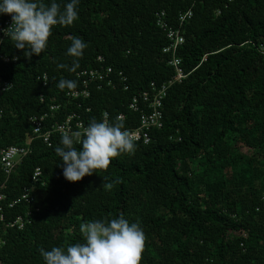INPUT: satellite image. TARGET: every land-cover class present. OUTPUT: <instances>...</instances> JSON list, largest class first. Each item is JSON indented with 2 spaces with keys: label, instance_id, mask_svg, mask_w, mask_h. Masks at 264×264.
Instances as JSON below:
<instances>
[{
  "label": "trees",
  "instance_id": "1",
  "mask_svg": "<svg viewBox=\"0 0 264 264\" xmlns=\"http://www.w3.org/2000/svg\"><path fill=\"white\" fill-rule=\"evenodd\" d=\"M189 10L180 27L179 15ZM161 11L181 28L177 56L186 74L167 91L162 128L151 130L148 144L136 143L134 155L78 182L58 166L56 133L50 145L32 139L9 178L0 165V264H44L41 248L82 243L81 223L120 215L145 232L140 264H264V0H80L78 20L56 26L40 56L25 58L7 39L0 76L11 88L0 96V151L28 142L33 116L46 114L52 125L73 113L87 124L124 114L125 128H135L132 98L175 76L163 53L170 42L156 24ZM73 36L88 45L75 73L57 68L71 65L65 53ZM101 67L113 69L114 86L78 77ZM62 78L77 88L61 91ZM83 90L88 97L70 95ZM36 168L41 175L33 182ZM116 178L112 189L103 187ZM25 190L32 200L10 206Z\"/></svg>",
  "mask_w": 264,
  "mask_h": 264
},
{
  "label": "clouds",
  "instance_id": "2",
  "mask_svg": "<svg viewBox=\"0 0 264 264\" xmlns=\"http://www.w3.org/2000/svg\"><path fill=\"white\" fill-rule=\"evenodd\" d=\"M80 0H0V16L9 15L11 24L0 31L15 49L22 50L25 58L40 56L49 45L56 26H71L79 18ZM87 43L73 36L66 56L71 65L58 64V69L75 73L80 68ZM75 80L60 79L56 87L61 91L77 88ZM136 141L122 121H97L93 118L82 131L63 132L55 148L60 158L63 176L69 182L81 181L98 171L107 170L111 161L121 155L132 156ZM116 178L103 187L112 189L120 183ZM82 243L65 247L40 249L44 264H140L145 249L146 235L139 221L118 218L95 219L81 223Z\"/></svg>",
  "mask_w": 264,
  "mask_h": 264
},
{
  "label": "built area",
  "instance_id": "3",
  "mask_svg": "<svg viewBox=\"0 0 264 264\" xmlns=\"http://www.w3.org/2000/svg\"><path fill=\"white\" fill-rule=\"evenodd\" d=\"M192 17V12L189 10L187 12L181 13L179 15V24L181 25L188 21ZM11 17L8 16L3 20H0V30L6 29L11 24ZM156 24L157 26L166 34V37L169 40V45L163 48V53L170 54L171 58L169 60V65L175 68V76L173 80L162 83L161 85H157L152 82L149 86L148 90L143 91L138 96H134L132 100L129 102L128 109L133 113L139 114V124L135 128H126L132 138L138 142H143L144 144H148L151 141L150 132L152 129L157 128L160 129L163 126V100L166 97L167 91L170 86L173 84V81H181L186 74L181 68V59L177 56V50L179 46L184 42V37L181 31V28H175L168 24L166 20V13L164 11L156 13ZM8 38L4 35L3 31H0V61L8 62L9 58L6 55H2L1 48L3 43ZM247 43H251L250 41ZM259 51L264 54V42L258 45ZM15 61V59H13ZM99 62H103L104 59L102 57H98ZM114 72L111 67H101L96 69H84L79 74L78 77L84 78L87 80L86 82H96L98 88H101L103 85L106 86H114L116 81L113 78ZM121 79L122 81H126L122 72H118L115 77ZM44 86L47 85V76H43ZM11 88V84L4 82L0 76V96L3 92ZM127 89V87H125ZM70 95L74 98L79 96L88 97L89 92L83 90L82 92L73 91ZM59 109V105H51L50 110L56 111ZM3 115V108L0 104V119ZM47 115L42 116H33L30 118V122L32 125V134L33 136L28 140L25 145L21 146H8L0 151V165L3 170V173L7 178L14 172L17 165L21 163V161L27 157L31 152L30 143L34 138H42L43 142L50 145V139L53 134L61 135L63 132H74V131H82L84 127L88 124L84 123L80 116L76 113L69 115L63 122L53 123L52 125H48L46 121ZM120 121L125 120L124 114H119L116 117V120ZM102 120H109V116L107 113L102 115ZM41 170L40 168H36L34 174L32 176L33 182H38L40 179ZM3 182L0 178V189L2 188ZM4 198L2 194H0V200ZM26 200L28 203L32 200L28 190H25V193L21 198L14 201L10 206L20 202L21 200ZM3 220V216L0 215V221ZM19 228L23 227V220L19 217L16 222Z\"/></svg>",
  "mask_w": 264,
  "mask_h": 264
}]
</instances>
